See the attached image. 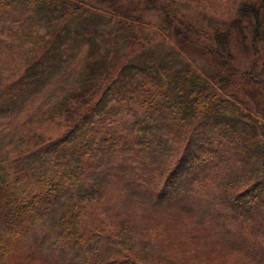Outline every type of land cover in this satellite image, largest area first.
<instances>
[{
	"label": "trees",
	"instance_id": "16d2710c",
	"mask_svg": "<svg viewBox=\"0 0 264 264\" xmlns=\"http://www.w3.org/2000/svg\"><path fill=\"white\" fill-rule=\"evenodd\" d=\"M185 5L0 0V264H264V0Z\"/></svg>",
	"mask_w": 264,
	"mask_h": 264
},
{
	"label": "rangeland",
	"instance_id": "374dc122",
	"mask_svg": "<svg viewBox=\"0 0 264 264\" xmlns=\"http://www.w3.org/2000/svg\"><path fill=\"white\" fill-rule=\"evenodd\" d=\"M169 0H159L160 2V6H159V10H154V11H146V13H143L144 15H146L152 22L154 23H160V21L163 19V17H165V15H167L168 13H172L169 12L167 8H169L167 6ZM186 2L185 6L182 7H178L176 9L173 8V15L175 18H184L185 16H194L197 19L199 18L200 20H202L203 15H205L206 17H216V18H220L221 20H225L228 21L229 19H231L232 17H234V15L237 12V8L238 5L240 4V2L243 1H251V0H183ZM198 19V21H199ZM209 26V25H208ZM152 31V30H151ZM191 52V51H189ZM193 62V61H192ZM194 63V62H193ZM58 131L53 132V135H56ZM54 138V137H53ZM124 193H120V195H123ZM112 203V198L110 199V202L108 203H103V205H109ZM156 204V203H155ZM159 206L163 207L165 206V203L162 204H158ZM145 212V211H144ZM220 213H222L221 211H213L212 215L209 216H205L204 218H208V219H212V220H217L220 218ZM137 215V214H136ZM157 216H159V218L161 219V221H165V222H169V221H173V217H170L169 214H156ZM140 218V217H139ZM188 220V218L186 219ZM155 222H159L157 220H154ZM137 225H135V229L138 230H142L143 227L145 226L143 221H137ZM173 223V222H172ZM182 225L188 224L185 220H182ZM49 221L44 220L41 221L38 224V227L36 228L34 235L35 237L32 236V243L35 242V239L41 243L42 239L44 236L40 235L39 233L42 232H46L48 230V225H49ZM170 223H168L169 225ZM167 227H164L161 222L159 223V227H161L162 230H157L154 229L152 231L153 234H157L156 237L158 238V241H163L164 239L162 238L163 235V231L164 233L167 231V233L169 234V236L171 237L172 235L174 236V231L173 229H170ZM189 225H192V221L190 222ZM195 225H196V221H195ZM192 226H188L187 228L189 229V232L193 234V230L191 229ZM203 229L205 228H209L205 223L200 222L199 226ZM40 228H43L42 230ZM167 228V229H166ZM196 230V229H195ZM224 230L218 231V234L223 233ZM224 234V233H223ZM45 238V237H44ZM178 241L183 240L182 237H179L178 235L176 236ZM181 239V240H180ZM46 247V246H45ZM233 259H237L238 258V254L233 252Z\"/></svg>",
	"mask_w": 264,
	"mask_h": 264
}]
</instances>
